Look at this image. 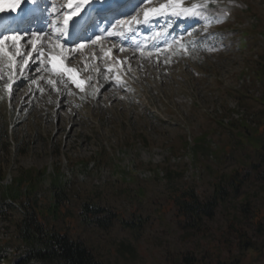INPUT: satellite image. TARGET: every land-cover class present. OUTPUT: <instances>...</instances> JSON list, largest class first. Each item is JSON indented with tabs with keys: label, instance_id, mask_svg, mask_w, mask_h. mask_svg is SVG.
<instances>
[{
	"label": "rangeland",
	"instance_id": "obj_1",
	"mask_svg": "<svg viewBox=\"0 0 264 264\" xmlns=\"http://www.w3.org/2000/svg\"><path fill=\"white\" fill-rule=\"evenodd\" d=\"M45 1L49 9L51 0ZM161 4L168 5L164 11H151ZM138 11L153 15L146 32L138 27ZM128 17L133 34L127 40L117 28L116 42L86 49L78 63L82 87L46 60L51 53L73 55L65 59L71 68L78 59L73 53H81L79 41L59 48L43 39L49 21L0 35H29L16 68L0 54V172L6 174L0 191L21 171L41 172L40 213L104 264H185V257L197 264L237 258L264 264V179L253 140L264 125V0H142ZM33 39L40 42L35 52ZM3 47L16 51L11 39ZM24 58L30 62L21 73ZM35 73L23 82V75ZM114 104L118 109L110 112ZM75 114H84L87 124L55 136L60 116ZM216 184L225 195L213 217L199 229L184 227L173 199L192 188L205 200ZM54 192L62 198L51 213ZM84 203L125 223L113 220L107 229L85 224ZM24 217L17 204L0 209L7 259L20 243ZM239 231L252 246L243 255Z\"/></svg>",
	"mask_w": 264,
	"mask_h": 264
},
{
	"label": "trees",
	"instance_id": "obj_2",
	"mask_svg": "<svg viewBox=\"0 0 264 264\" xmlns=\"http://www.w3.org/2000/svg\"><path fill=\"white\" fill-rule=\"evenodd\" d=\"M255 146L258 149V165L263 168L260 177L264 179V125L255 130L253 136ZM237 174V172L235 173ZM41 172L33 174L32 170L21 171L12 180L10 185L1 186L0 209H10L13 205L20 206L25 214L19 232V245L10 259L4 257L0 248V264H104L96 260L89 248L79 239H71L66 233L61 232L48 224L47 215L40 213L36 197L37 181ZM38 176V177H36ZM6 174L0 172V182L6 178ZM235 176H230L229 184L233 189L237 187ZM38 189V188H37ZM225 190L220 184H216L214 192L205 200L200 199L194 189L186 188L174 199L176 215L183 221L184 227H201L203 219L211 218L219 204L224 198ZM54 203L51 205V213L58 212L62 196L53 193ZM81 221L92 224L101 229L111 226L113 220L125 223L119 214L106 212L104 208L93 203H84L81 206ZM240 255L244 254L252 246L246 235L239 231ZM185 264H197L195 259L184 258ZM215 264H225L218 261ZM234 264H241L239 258Z\"/></svg>",
	"mask_w": 264,
	"mask_h": 264
},
{
	"label": "bare ground",
	"instance_id": "obj_3",
	"mask_svg": "<svg viewBox=\"0 0 264 264\" xmlns=\"http://www.w3.org/2000/svg\"><path fill=\"white\" fill-rule=\"evenodd\" d=\"M70 1H74V0H51L50 1L51 6L48 9V5H47L48 1H45V0H34V3L32 2V0H20V3L16 6V10L12 11L11 6L15 3V0H0V11H2L5 14L4 15L5 16L4 17L5 25L7 27H9L10 25H13L12 23L14 21V15L18 14V15L23 16L25 11L27 10V8L30 6H35V8L38 12H40V11L44 12V11H47V9H48L49 15L46 16V14L43 13L40 16L41 19L39 21H41L40 26H42L44 21L50 22L49 29H48L49 32L45 31L43 34H40V35L43 39H46V40L51 41L54 44H56L57 47L63 48L64 46L60 47V45H61L60 43H62V37H61V31L62 30H61V26H60L61 25L60 18H61L62 13L65 12L66 4ZM76 1H77L76 7H78L79 9L87 8L89 11L94 12V14H96L97 9L102 8V7H100V5H104V0H87V3H84V0H76ZM120 1L121 0H108L107 5H105L103 8L106 9L109 6H111L113 8V10L117 9ZM140 1H142V0H134V1L128 0V2L124 3V5H126L127 11H125V12L121 11L118 17H114L111 14H108V18H110L109 21H106V19L102 20L101 23H97V26H96V24L93 25L92 31L84 32L78 38V40H79L78 44L81 48L79 50L81 51V53L80 54H79V52L73 53V54H78V59H77V62L74 61V63H71L70 66L72 69L76 70V73H75L76 78L83 81V83L80 85V87H82L86 84V78L82 79L80 77L79 65L81 63L83 64L82 59H83V56L86 55V51L88 50L87 48L94 47V45L101 48V47H105V46H110L109 44H112V42H116L118 39V38L116 39V37L118 35L114 38L113 32L115 29L118 30L120 28L121 31L119 33H121V32L125 33L126 32L125 33V39L131 33L133 34V32H130V34H129V32H127L128 31V24H129L128 15H130L131 12L135 11L138 8ZM138 17H139L138 18L139 20H141L145 17H149L151 19L152 14L149 13L146 16V15H143L140 11H138ZM119 25H120V27H119ZM56 26L60 27L59 34H56V32H55ZM15 28H16V24L13 25V30H15ZM4 31L5 30L1 31L0 35H2V33H4ZM28 36H29L28 34H25L24 36H22L23 38L21 37V40L18 42L21 53H22V49H24V46L28 44V40H27ZM37 36L39 38V35H37ZM111 40H113V41H111ZM101 41H103V42H101ZM30 45L32 46L31 43H30ZM37 45H40V42L39 43L36 42V47H37ZM138 45H139L138 41H134L131 46L137 47ZM16 46H17V44H16ZM93 53L94 52H92V54ZM127 54H129V53H127ZM49 55L50 56L46 60L51 61L50 57L55 56L57 58V61L59 62V66H58L59 68L66 67L67 62L65 59L69 60L70 57L73 56V55H65L64 56V53H60V52L58 54H55V55L52 53ZM112 58L114 59V56H112ZM78 63H80V64L78 65ZM35 76H36V73H35V75L34 74L31 75L29 78H27L26 75L25 76L23 75L22 80H23V82H27V81H30L31 79H33ZM72 78H73V76H72ZM16 87L17 88H15L14 91H16L18 89V86H16ZM62 105L63 104L59 101V103L57 105V110L61 109ZM107 108L109 109L110 112H114L115 110L118 109V105L114 104V105L108 106ZM86 124L87 123H86V120L84 118V114H79V115L75 114L71 118H65L64 116L61 115L60 119H59V124L53 128L54 135L56 136V134L59 131H63L66 129V137H68V135L70 136L71 134H73V132L76 134L77 127L85 126ZM80 132L81 131H79V133Z\"/></svg>",
	"mask_w": 264,
	"mask_h": 264
},
{
	"label": "snow or ice",
	"instance_id": "obj_4",
	"mask_svg": "<svg viewBox=\"0 0 264 264\" xmlns=\"http://www.w3.org/2000/svg\"><path fill=\"white\" fill-rule=\"evenodd\" d=\"M32 2L34 3V0H32ZM173 2V0H169V4H171ZM20 3V0H15V3L11 6V10L12 11H15L16 10V6ZM84 3H87V0H84ZM108 3V0H104V5H100V7H104L105 5H107ZM168 5L166 4H161L159 9H152L151 11H153L154 13H159V12H162L166 9ZM176 14H179V13H176ZM75 15V14H73ZM145 15L147 16V11L145 12ZM195 15H199L198 13H196ZM65 22H67L68 20V16L66 15L65 16ZM8 39H11L14 43L17 44L16 46V51L15 53L13 54L12 52L10 51H5L4 50V43L6 40ZM21 40V36L20 35H11V36H5L4 39L0 40V54H3L4 56L7 57L8 61H9V65L8 67L9 68H16L17 64H16V57H19V56H22L23 53H21L20 51V48H19V45H18V42ZM31 44H32V47H33V52L36 51V40L33 39L31 41ZM41 55H42V52H41ZM32 56V52H29L28 53V57H31ZM50 60L52 61V67L53 69H57L58 66H59V62L57 61V58L55 56H51L50 57ZM29 59L28 58H24L23 59V63L19 65V68H20V71L21 73L23 72V69L25 66H27L29 64ZM61 70L63 71H66L70 74H73V82L79 87L83 81H81L80 79L76 78L75 76V73H76V70L75 69H72V68H67V67H62ZM51 83V82H50Z\"/></svg>",
	"mask_w": 264,
	"mask_h": 264
}]
</instances>
